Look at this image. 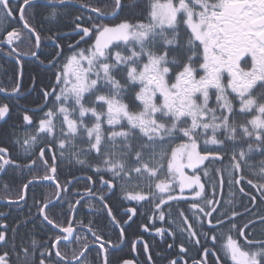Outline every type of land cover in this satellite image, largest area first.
<instances>
[{
    "label": "snow or ice",
    "instance_id": "obj_1",
    "mask_svg": "<svg viewBox=\"0 0 264 264\" xmlns=\"http://www.w3.org/2000/svg\"><path fill=\"white\" fill-rule=\"evenodd\" d=\"M141 3L111 0L110 10L107 3L102 7L82 4L93 17L74 14L66 0H51L52 10L44 16L36 0H0V53L17 62L32 56L54 70L52 83L44 87L33 78L28 94L38 92L37 106H23L20 115L25 128L34 131L18 133L19 126H11L13 146L19 149L17 159H12L8 148L0 147V173L9 167L44 172L27 179L16 203L25 200L29 185L55 181V200L33 197L36 215L29 212L34 225L39 220L60 233L40 242L38 264H92L93 259L109 264V253L118 245L101 230L107 225L97 219L73 226L85 198L97 200L105 217L118 224L107 202L122 192L129 201L150 204L154 218L167 223L166 216L173 215L170 202L188 201L185 190H190L194 201L190 212L200 230L177 210L182 221L177 231L200 247L199 264H264V212L253 213L248 205L234 200L222 204L208 199L203 179L207 178L214 193L213 174H220V184L226 175L254 205L257 196L245 193L241 184L246 180L264 202V160L258 166L249 163L255 152L264 154V0H147L143 7ZM28 9H34L31 16L26 15ZM65 17L61 28L59 20ZM49 18L57 23L51 24ZM106 19L120 22L105 23ZM41 33L49 34L52 41L45 60H40ZM25 41L35 50L20 51ZM4 48L8 51L3 52ZM21 89L17 83L11 91L19 95ZM6 117L11 119V109L7 103L0 104V120ZM93 155L98 161L94 165ZM58 159L80 165L81 172L94 168L97 179L60 169L70 177L62 186L57 180ZM217 163L223 167L216 168ZM245 168L255 180L243 175ZM101 173H110L111 179L105 180ZM82 178L88 186L83 192L73 191ZM120 208L128 221L141 215L136 208H124L122 201ZM49 211L53 217H64L67 226L50 219ZM245 216L251 218L238 224ZM205 227L207 232L202 231ZM246 229L253 237L259 230L260 238L249 239ZM12 231L13 236L0 231V244L12 241L15 249L16 229ZM124 231L119 228L116 240L127 245L131 241ZM155 231L162 236L177 234L171 228ZM202 240L214 246L205 247ZM65 241L75 246L62 252ZM37 244L31 241L33 257ZM180 247L186 251L183 244ZM142 248L147 250L148 244ZM21 251L27 255V249ZM10 260L7 251L0 253V264ZM119 264L136 261L120 258Z\"/></svg>",
    "mask_w": 264,
    "mask_h": 264
},
{
    "label": "trees",
    "instance_id": "obj_2",
    "mask_svg": "<svg viewBox=\"0 0 264 264\" xmlns=\"http://www.w3.org/2000/svg\"><path fill=\"white\" fill-rule=\"evenodd\" d=\"M47 2H51V0H43ZM67 4L70 5V10L77 15H85V14H91L94 17V14L90 11L84 10L82 8H79L78 6L72 4L73 2L79 3V4H90L92 7H102L104 3L109 4V10H110V3L111 0H66ZM38 5H41L43 7H40L38 9L39 12L43 13L44 16H47V13L52 10L51 5L44 4V3H37ZM147 4V0H142L141 7ZM34 9H28L26 12V15L31 16ZM43 18V17H41ZM124 18V17H121ZM67 18H61L59 20V26L63 28L64 23L66 22ZM49 21L51 24H56L57 21L53 18H49ZM31 23H35L34 20L30 19ZM105 23L112 22V23H119V19L116 20H104ZM145 22L146 20V13H145ZM12 23L19 29V25L15 23V21H12ZM48 26V25H46ZM2 30V29H0ZM39 31V29H38ZM47 33H41L42 36V45H41V52L43 55H40V60H45V57L48 55V53L51 51L52 47V41L48 39ZM63 43V42H61ZM34 45V41L32 42ZM84 46V45H82ZM6 49V48H5ZM19 50L23 52H28L35 50L34 47L30 48L27 41L25 43L19 45ZM53 69L50 65L47 64L45 61L44 63H39L35 58L31 59H24L19 64L15 60H10L7 58H4L0 56V89H3V92H12L11 89L20 82V76L22 72V82L21 86L22 89L19 93V95H11V96H4V94L0 91V104L7 103L9 105V108L11 109V119H7V122H0V147L8 148L9 154L12 157V159H17L19 155V149L17 146H13V140L14 137L10 135V130L12 125H18L15 129L18 133H23L24 131H34V129H26L23 122L20 119L21 112L23 110V106H28L33 109L36 108L35 101L39 100L38 92L29 95L28 91L32 87V80L35 78L37 81L40 82V86L44 87L45 85H48L52 83V75H53ZM35 120V117H34ZM55 150V149H54ZM48 153L46 152V158ZM91 163L93 165L97 163L96 157L93 155L91 158ZM261 160H264V154H261L259 151L255 152L252 155V159L249 161V163L254 165H259V162ZM20 164L27 163L23 160L17 161ZM39 160H37V164L39 165ZM225 163H227V156H225ZM57 164L59 165L58 168V175L57 180L59 183L63 186L65 185V182L67 179H70V177H66L63 173L60 172V169H63L64 171H71L75 176L77 177H83V176H90L93 181L97 179L96 175H93V172L95 169L93 168L91 171L87 172H81L78 171L80 168V165L78 164H69L68 161L61 162L59 159L57 160ZM216 168H222L223 165L217 163L215 165ZM258 171V167L256 169ZM43 175V171H37L36 173H29L27 170H21V169H15V168H7L5 173L0 177V199H16L21 194V188L24 183L27 182V179H30L32 175ZM103 178L105 180L111 179V174H104ZM219 173L213 174V182L215 183V192L212 191V185L208 183L207 178L205 179L206 182V193L208 194V199H213L214 201H220L222 204L229 201L234 200L235 204L237 205H248L252 212H256L257 210L264 212V202L260 200V197L256 193L255 189L248 185L245 181H242L241 184L244 187L245 193L251 192L253 195L257 196L256 203L253 205L251 204L245 196H243L238 188L239 186L231 185L228 181V177L224 176V182L220 184L219 181ZM243 175L247 179H253L255 180L256 177L249 173L248 169L245 168ZM89 182L86 179H80L79 183L76 184L75 190H80L83 192L84 188L87 187ZM7 185V187H5ZM57 192V189L53 186L51 183H44V182H38L34 183L29 186L27 191V198L19 203H0V213L4 214L3 216H0V231H6L8 236H13V229H16L15 232V243L17 247L13 249L11 247L12 241L9 242V245H2L0 244V253L7 251L9 253V256L11 257L10 264H28L29 261L35 259L36 264H38V261L40 259L38 255L39 251V244L40 242H46L48 240L49 236L52 235H59V230H55L52 228V225H48L47 227H44L40 224V221L37 220L35 222V225L33 222L29 219V212L31 210V215H36V209L33 207V197L36 198L37 201H39L41 198H43L45 201L49 199H54L55 193ZM189 193V192H188ZM77 199L79 197H76ZM65 199L71 201L73 200V197L65 195ZM93 200V199H90ZM85 201H82L83 207L81 208L79 216L76 218L75 223L81 222V220H84V224H89V221H95L97 219L100 220L102 225H107V228L109 227L108 231L111 230L113 226L112 221L110 218H106L103 213L102 205L99 204V206H95L97 208L96 211H89L85 208L84 204ZM121 201L123 202V206H138L137 211L138 213H141L138 220L133 222L134 224L132 227L125 228V233L127 234L128 238H133L135 235L137 236H144V237H155L159 238L158 235H150L149 232H144L143 228L145 225H147V228H151L152 232L154 234L156 231H154L156 228H171L172 232H176L177 234L174 236L176 243L184 242L188 244V246L191 248H195L196 253H198V258H201L203 252L200 250L199 246H193L191 241H188L185 239V237L177 231L179 226H182L181 216L177 213V210H180L183 212V215L188 216L190 223L193 224V227L197 230H200V225L198 223H195L192 219L193 213L190 212V204L194 202L192 198H188L187 202H184L183 200H177L174 202H170L171 205V211L173 215L171 217L166 216L167 223L165 221H159L158 219L154 218V213L151 211V205L147 204L145 202H137V201H129L124 198V195L122 192H119L117 196H114L110 201H108L109 205L118 212L120 208ZM61 204H63V201H60ZM66 207V206H65ZM81 206L78 205L77 208H80ZM237 211H242L241 207L236 208ZM55 211V210H53ZM53 211H49L48 215L50 219H55L57 222L61 223V225H66L64 223V217H53ZM145 213H147V217H145ZM250 216H245L239 221H237L238 224L243 225L248 219H250ZM29 220L27 224H23L22 222L24 220ZM5 222V228L3 227V224ZM20 224V227L17 229V225ZM51 229V230H50ZM128 229V230H127ZM96 231L97 229H93ZM103 231L106 230V228L101 229ZM127 230V232H126ZM202 231L207 232L208 228L205 227ZM144 232V233H143ZM114 233V231H113ZM116 233H118L116 231ZM143 233V234H142ZM149 233V234H148ZM246 234H249V230H245ZM158 234V233H157ZM171 236V237H170ZM169 238H167V244L163 247V250L161 253H158V249L154 250V263L155 264H167L166 260H169V258L173 257L174 254L170 253L169 257V251H167V246L169 242H173L174 237L170 235ZM259 239L260 233L259 230H257L255 237L249 234V239ZM35 239L38 244L36 246L37 255L33 257L32 253L34 251V248L31 247V241ZM89 239L91 237L89 236ZM114 242L118 243L119 241L116 240V237L112 239ZM201 244H204V241H201ZM63 250L65 251L66 248H70L71 245L69 244H63ZM73 245L72 247H74ZM205 247H213V242H208L207 244H204ZM21 248L27 249V255L21 251ZM129 253L130 250H128ZM114 253L115 260H119V253L115 250H111V253ZM122 253V252H121ZM219 254V252H218ZM109 262L111 260V256L109 257ZM224 258L222 257V260ZM92 264H98V261L96 259L92 260ZM228 264H231V261H228Z\"/></svg>",
    "mask_w": 264,
    "mask_h": 264
},
{
    "label": "flooded vegetation",
    "instance_id": "obj_3",
    "mask_svg": "<svg viewBox=\"0 0 264 264\" xmlns=\"http://www.w3.org/2000/svg\"><path fill=\"white\" fill-rule=\"evenodd\" d=\"M7 51H8L7 48L3 49V52H7ZM0 56H2L4 58H7V59H10V60L12 59V60L16 61L15 57H8V56L3 55L2 53H0ZM23 60H24V58H23ZM18 63L20 64L21 62H18ZM1 93L4 94V96H11L10 94L13 93V92H6V91L3 92V91H1ZM26 198H27V195H26ZM85 200L86 201H85L84 206H85V208L87 210H89V211H96L97 210V208L94 207V205L95 206H99V204H100L97 200H95V199L90 200L89 198H85ZM5 201L7 203V202H10V201H16V199H13V200L12 199H5ZM89 204L92 205V207H89L88 206ZM125 208H129V209L130 208H136L137 209L138 206L132 205V206H128V207H125ZM119 212H120V214H116L117 212L113 208V214L116 215V220H117L118 224L112 223L114 228L112 227L111 230H109V232H108L112 239L116 237V231L118 232L120 227H123L124 229L128 228L129 226L132 227L134 225L132 223L137 221L138 218H139V216H134L132 221L127 226H125V222L128 221V217L124 216L122 214V212H123L122 209H120ZM110 220H111V218H110ZM81 221H83V223H84V220H81ZM80 223L81 222L74 223L73 226L74 227H79ZM62 226H67V225H62ZM3 227L5 228V222L3 224ZM108 229H109V227L106 228L105 231H108ZM127 230H126V232H127ZM150 230H152L150 227L147 228V230H145V227L143 228L144 232H149L150 235H158L159 238L144 237V236H141V235L137 236V237L135 235L133 238H128L127 234L124 231V237L126 239L130 240L131 243H128L127 245L120 244V242L117 243L118 248L115 251L120 252L119 255H118L119 258L133 259V260L136 261V264H155L154 263V250L158 249V253H161L162 251H164L163 247L168 243L166 240L172 234L170 232V233H167L166 235L162 236L161 234H157V232L154 234V232H152ZM113 231H114V233H113ZM105 238L107 239L108 237L106 236ZM89 240H91V239H89ZM145 242L148 244L147 250H144L142 248V244H144ZM63 244H68V242L65 241V242H63ZM169 244L172 245V247H170V248L167 246V251H169V257H170V253L174 254V256L172 258L170 257L169 260H166L167 264H171V262L173 260L178 261V264H193V261H196L197 264H199L203 254H202L201 258H198V253H196L195 248H192V247L190 248L188 246V244L182 242L183 248L186 250V251H182L181 247H180L181 243H176L175 237L173 239V242H169ZM69 245H71L70 248L73 246V244H69ZM133 245H134V247H133ZM63 246L64 245L61 246V251L62 252L64 251L63 250ZM128 250H130L131 253H129ZM114 253L115 252L111 253V251L109 253V257L111 256V260H110L109 264H119V260L120 259L119 260H115ZM149 255L151 256V260L148 259Z\"/></svg>",
    "mask_w": 264,
    "mask_h": 264
},
{
    "label": "water",
    "instance_id": "obj_4",
    "mask_svg": "<svg viewBox=\"0 0 264 264\" xmlns=\"http://www.w3.org/2000/svg\"><path fill=\"white\" fill-rule=\"evenodd\" d=\"M39 2H41V3H44V4H48V5H51V3H49V2H47V1H43V0H36V3H39ZM72 4H74V5H76V6H78L79 8H82V5L81 4H79V3H75V2H73ZM83 9V8H82ZM84 10H87V11H90V9H84ZM107 20V19H106ZM41 50V49H40ZM39 54V53H38ZM24 58H29V59H31V58H34V57H32V56H27V57H24ZM22 75V74H21ZM20 84H21V82H20ZM14 94H16V93H14ZM7 119V117L5 118V120ZM5 120H0V122H4ZM4 174V172L3 173H0V177L2 176ZM46 182H48V181H44V183H46ZM48 183H55V181H53V182H48ZM30 186V185H29ZM26 194H27V190H25V196H26ZM55 200V199H54ZM0 202H2V203H5L4 201H0ZM20 202H22V201H20ZM76 207H78V205H76ZM132 221V220H131ZM131 221H127V223H125V226H127Z\"/></svg>",
    "mask_w": 264,
    "mask_h": 264
},
{
    "label": "rangeland",
    "instance_id": "obj_5",
    "mask_svg": "<svg viewBox=\"0 0 264 264\" xmlns=\"http://www.w3.org/2000/svg\"><path fill=\"white\" fill-rule=\"evenodd\" d=\"M185 195L188 196L191 199L190 190H185Z\"/></svg>",
    "mask_w": 264,
    "mask_h": 264
}]
</instances>
